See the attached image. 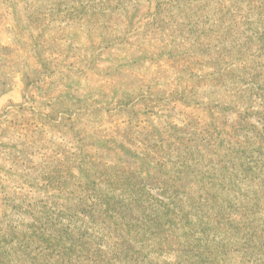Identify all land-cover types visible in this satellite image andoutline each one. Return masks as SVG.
<instances>
[{
    "label": "rangeland",
    "instance_id": "obj_1",
    "mask_svg": "<svg viewBox=\"0 0 264 264\" xmlns=\"http://www.w3.org/2000/svg\"><path fill=\"white\" fill-rule=\"evenodd\" d=\"M160 1L0 0V264H264V25Z\"/></svg>",
    "mask_w": 264,
    "mask_h": 264
},
{
    "label": "trees",
    "instance_id": "obj_2",
    "mask_svg": "<svg viewBox=\"0 0 264 264\" xmlns=\"http://www.w3.org/2000/svg\"><path fill=\"white\" fill-rule=\"evenodd\" d=\"M196 12L198 18H203L207 21H211V23L216 24V26H219L221 29L216 34L218 37H221L228 31H234L237 35H243V32L238 31L240 26H249V25H264V0H161L159 2L158 8H157V14L156 19L159 21L162 20H168L172 18L173 16H177L181 21L188 22L192 13ZM166 13V14H165ZM165 14V15H164ZM181 14V15H180ZM221 43V40L219 41ZM251 42V41H249ZM234 43L231 46H227L224 43H221L220 47V56L221 59L227 57V51H234L237 54H241L244 51H246L248 48L246 47L249 43ZM258 75H256L257 77ZM251 77L250 73L244 72L240 75V78H249ZM254 91L256 92L258 97L264 98V88H260L257 90H244L238 87L230 88L227 90H223V93L220 96V102L223 106L226 107L229 103L232 102H245L248 103L251 99L252 95L254 94ZM259 114H264L262 112H259ZM122 180L115 181V183H111L113 186V189H118L121 187L124 189V184L126 185L125 181L126 178L124 176L120 177ZM226 196L229 197V193H226ZM136 200L138 204L140 203L137 199ZM97 206H100V209L97 211L100 214H105L106 209H109L112 207V202L110 197L101 200L96 201L93 203L94 210L97 209ZM103 206L104 210L101 209ZM168 210V209H166ZM90 226H93L92 223ZM79 231V230H76ZM73 230V233L76 232ZM83 231H85L83 229ZM122 232L124 233V230L122 229ZM127 232L128 236L125 237V242L135 240V234L133 231ZM30 233L37 237L38 239L42 238L43 233L39 231V229H30ZM55 234V233H54ZM142 236L150 234V232H140ZM157 235V234H155ZM49 237H46L47 240H50V248L51 253L44 254V256L37 255V258L47 260H52L59 262V259L64 257L65 255L63 253H59L60 250H65L70 252L69 254L72 255L71 251L72 248L68 246H63V244L60 242V239L55 236L48 235ZM61 238V237H60ZM45 239V240H46ZM73 251H75L77 246H83L82 251H85V244L86 242L81 238L80 239H72L71 241ZM125 243V244H126ZM118 243H116L117 245ZM128 245V244H127ZM130 246V245H129ZM116 246L112 245L109 247L108 250H111ZM76 252V251H75ZM3 253V252H1ZM58 253V259H54L51 257L56 256ZM101 250L98 248V246L93 247V250L89 253V258L84 257L85 261L91 262L87 264H108L107 261L102 257ZM7 252H5V255L7 256ZM4 255V256H5ZM88 255V254H87ZM27 257L32 258L31 253L29 252L27 254ZM105 261V263H103Z\"/></svg>",
    "mask_w": 264,
    "mask_h": 264
}]
</instances>
